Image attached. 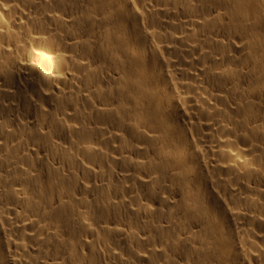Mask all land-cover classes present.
I'll use <instances>...</instances> for the list:
<instances>
[{
	"label": "bare ground",
	"instance_id": "bare-ground-1",
	"mask_svg": "<svg viewBox=\"0 0 264 264\" xmlns=\"http://www.w3.org/2000/svg\"><path fill=\"white\" fill-rule=\"evenodd\" d=\"M0 264H264V0H0Z\"/></svg>",
	"mask_w": 264,
	"mask_h": 264
}]
</instances>
